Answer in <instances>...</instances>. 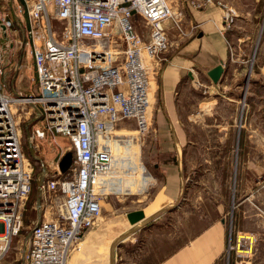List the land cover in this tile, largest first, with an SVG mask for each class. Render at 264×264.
<instances>
[{"label": "built area", "instance_id": "obj_1", "mask_svg": "<svg viewBox=\"0 0 264 264\" xmlns=\"http://www.w3.org/2000/svg\"><path fill=\"white\" fill-rule=\"evenodd\" d=\"M181 1L197 11L217 7L222 34L238 16L222 0ZM138 18L147 26L145 35L136 29ZM168 22L181 36L200 30L197 22L184 27L167 0H0V259L23 227L33 188L27 143L35 159L44 141L56 150L41 163L40 216L23 247L24 264H67L88 230L108 213L101 212L108 194L104 180L120 178L112 130L131 118L138 133L148 131L149 83L156 65L167 59ZM88 39L93 46L81 41ZM30 64L35 77L24 75ZM27 119L35 121L23 138L21 122ZM63 138L67 145L58 142ZM66 151H72V161L62 171L59 161ZM239 232L232 245L229 227L228 251L236 250Z\"/></svg>", "mask_w": 264, "mask_h": 264}, {"label": "crops", "instance_id": "obj_2", "mask_svg": "<svg viewBox=\"0 0 264 264\" xmlns=\"http://www.w3.org/2000/svg\"><path fill=\"white\" fill-rule=\"evenodd\" d=\"M222 1L238 11L225 34L218 29L214 6L187 8L184 27L192 21L200 25L194 36L178 35L168 22L171 46L152 81L157 176H140L135 192L122 179L111 185L128 196L114 204L103 201L101 212H108V218L88 230L82 248L70 254V264H221L232 203L238 225L248 217L259 224L264 61L250 70L246 59H264V34L258 36L264 0ZM218 63L223 72L213 82L208 70ZM250 74L253 84H247L245 100L241 82L245 75L248 82ZM124 158L126 163L116 158V169L135 168L130 157ZM134 209L145 216L132 224L126 214ZM0 264L24 263L6 254Z\"/></svg>", "mask_w": 264, "mask_h": 264}, {"label": "rangeland", "instance_id": "obj_3", "mask_svg": "<svg viewBox=\"0 0 264 264\" xmlns=\"http://www.w3.org/2000/svg\"><path fill=\"white\" fill-rule=\"evenodd\" d=\"M167 1L170 4V6L174 9L175 14L177 15V17H179L180 20H183V22H184V18H189V10L187 8H183L181 6L180 0H178V3H177V0H173L172 2L170 0H167ZM216 9H217V15L219 17L220 16L219 15L220 10H218L217 7H216ZM179 11H181L182 17L179 14ZM263 14H264V11H263ZM188 22H190V20H188ZM57 24L58 23H55V26H54L55 29H57V26H58ZM218 24H220V20H219ZM259 28H260V31L258 33V36L260 35V37H261L264 34V15H263L262 22L260 23ZM136 29L142 35H145L147 33V26L145 25L144 21L141 18H138L136 21ZM196 34H198V33L195 32V33L191 34L190 36H194ZM58 35L60 36L61 33L58 32ZM173 38H176V37L173 36ZM169 46H171V41H170ZM117 48H118V50H121L123 48V44L118 43ZM113 54H114V50H113ZM117 54H119V53L117 52ZM111 57H112V55H111ZM246 60H247L246 63H247L250 70H251V68H255L257 65H260L264 61V59L263 58L260 59L258 57V55H250V57ZM27 74L35 77L33 67L31 64H30V69L27 68L24 75H27ZM153 74H154V72L152 73V76H151L152 81H153ZM246 75H245V77L242 78V82H241V84H243V86H242L243 90L242 91L244 92V90H245V93H246L247 84L251 85L250 87H252V84H253V80L251 79V76L253 77V74L249 75L250 77L248 79V82L246 81V79H247ZM18 76H19V73L16 74V78ZM13 77H14V73L10 72V77H8V78L11 80ZM14 81H16V79H14ZM26 82L27 81L25 80V78H23L21 83H20V87H22V90L25 89L24 84H26ZM34 82H35V80H34ZM12 85L16 86L15 82H13ZM32 86H34V85L32 84ZM245 95H246L245 100H247L250 94L246 93ZM154 106H155V104H154V100H153V86H152L151 105H150V111H149L150 112V125H149L148 131L145 132L144 134L138 133L136 131L135 121H134V119H131V118L119 120L114 125V128L112 130V137H111L110 142H111V146H112L115 158H117V160H120V163H126V159L124 157L128 156L135 163V168L128 169L127 172H125V170H118L117 169L118 171H116V174L119 175L120 180H121V176H122V178H123L122 183L124 181L127 182L126 178L131 179V180H129L130 182H128V183H131V187L134 188V190L137 189L134 177H137L138 173H140L141 178H142V176H146V175H148V176L150 175L153 177L157 176V173L155 172V166H154V163L156 161V159H155V146H156L155 135H156V125H157L155 114H154V111H155ZM34 121H35L34 119L33 120L27 119V120L21 122L23 138L27 134V130H28L30 124L33 123ZM117 137L118 138L119 137L124 138V140L123 139L120 141L114 140ZM58 138L60 139V137H58ZM58 142H60L63 145L68 144L67 139H65V138H63L61 141L58 140ZM26 146L30 147V145H28V143L25 144L24 148H26ZM42 146H43V150L41 148L40 150L36 151V156H38L39 158L36 157V159L34 161L35 176L37 173H39L42 170L41 163L43 162L42 161L43 158L46 159V158L50 157L51 155H53V153L56 150V145H53L51 141H48V142L44 141ZM53 146H55V147H53ZM53 148H54V150H53ZM29 149L31 150V148H29ZM40 158H41V160H40ZM141 167H143L146 171L141 170ZM107 177H109V176H107ZM109 178H111V177H109ZM132 179L134 180V182L132 181ZM111 181L116 182L115 186L119 182V180H115L114 178H112ZM34 182H35V178H34ZM263 182H264V176H262L260 178V182H259L260 189H264V183ZM147 189H148V187H147ZM112 190L113 189L107 190L108 194L106 195L105 200L108 201L110 199L113 204H114L115 200H116V202H119L117 200V198H119L121 201H124L123 199H125L129 194V193L126 194L123 190H121L120 187L115 188L114 191H112ZM126 191H129V189H126ZM144 192L145 191H143V193ZM38 198H39V193L37 192L36 182H35L32 190L30 192V195H29V197L25 203V210H24V216H23V227H22L21 231L14 237V240L11 243V247H10L9 251L7 253H5V255L8 254L10 256H14V257H18L19 259H22L21 254H22L24 245H27V238L29 236L32 223L35 222L40 216V214L38 213V209H37L38 208V206H37V199ZM156 207H154L155 209L151 208L150 211H154V210L156 211L157 210ZM251 207H254V206L251 205ZM259 208H260V213H261V219L259 221V224L257 223V220H253L252 217H248V218H245L243 220L244 225H243V223H241V225H238L237 220H236V202L232 203V206L230 207L229 213L227 214L229 216L228 218L230 221L229 226H231V228H232L230 243L232 245L233 244L235 245V232H237V231H240L238 233V237L240 235L250 236L251 237V240H250L251 243H248V244L246 243V246H244V247L247 250L244 252L240 251L239 248H237V246H236V250L230 249L228 251V249H227L228 247L226 245V250L224 251V254L222 255V258H221V264H264V194L262 195V202L259 204ZM248 209H249L248 211H250V212L252 211V208H248ZM254 209L257 210L256 207H254ZM106 216H108V215H105L102 219L98 220L94 225H96L100 221H104L105 219H107L108 217H106ZM243 231H247L249 233H246ZM228 241H229V239H228ZM83 243H84V239H82L80 244L77 246V250L82 248ZM238 247H239V243H238ZM249 247H250V249H248ZM67 264H68V261H67Z\"/></svg>", "mask_w": 264, "mask_h": 264}, {"label": "water", "instance_id": "obj_4", "mask_svg": "<svg viewBox=\"0 0 264 264\" xmlns=\"http://www.w3.org/2000/svg\"><path fill=\"white\" fill-rule=\"evenodd\" d=\"M222 72H223V66L221 63H218L217 65H214L212 68L208 70V75L210 76L213 82H217L220 80V76ZM71 161H72V151H66L59 161L60 169L62 171H65L69 167ZM43 178H44V169H42L35 176L36 189L38 193L40 191V185L43 181ZM38 204H39V198L37 199V205ZM126 215L128 217V220L132 224H135L145 216L144 211L142 209L131 210L127 212Z\"/></svg>", "mask_w": 264, "mask_h": 264}, {"label": "bare ground", "instance_id": "obj_5", "mask_svg": "<svg viewBox=\"0 0 264 264\" xmlns=\"http://www.w3.org/2000/svg\"><path fill=\"white\" fill-rule=\"evenodd\" d=\"M82 41V43H85V44H87V46H88V44L90 43V46H93V43H94V40H92V39H88V40H81ZM106 41H108V39H106ZM117 53H116V55L114 56L115 57V59H117ZM149 86H150V90H151V93H152V79L150 80V83H149ZM136 143V142H135ZM123 152V151H122ZM120 153V152H119ZM118 153V154H119ZM141 170H145L143 167H141ZM138 173V172H137ZM126 174V173H125ZM124 175V174H123ZM129 175V174H128ZM136 175V174H135ZM140 177V173H138V175H137V177H134V180L136 181V179H138ZM126 178V177H125ZM131 178V177H130ZM115 180H120V178L118 179H116V178H114ZM121 179H123L122 178V176H121ZM127 179V183L128 182H130L129 180H131V179H128V178H126ZM125 179V180H126ZM133 179H132V181H134ZM105 181V185H104V190H108V189H114L111 185L114 183V182H112L111 180L110 181H108L107 179H105L104 180ZM125 182V181H124ZM123 182V183H124ZM101 184H103V183H101ZM125 184V183H124ZM136 184H137V181H136ZM126 185V184H125ZM143 185L144 186H147L148 185V182L147 181H145V182H143ZM141 187L142 188H144L142 185H141ZM137 188V187H136ZM135 188V189H136ZM102 189H103V187H102ZM122 189V188H121ZM137 190V189H136ZM136 190H134V188H130V192H135ZM144 190V189H143ZM103 201L104 200H102L101 201V209H102V203H103ZM82 239H84V238H82ZM238 240H239V247H238V245H237V248H239V250L240 251H246L247 249H245V247L244 246H242L241 245V241L242 240H244L245 241V243H251V237L250 236H248V235H240L239 237H238ZM250 241V242H249ZM248 249H250V247L248 248ZM70 259L68 260V264H70Z\"/></svg>", "mask_w": 264, "mask_h": 264}, {"label": "trees", "instance_id": "obj_6", "mask_svg": "<svg viewBox=\"0 0 264 264\" xmlns=\"http://www.w3.org/2000/svg\"><path fill=\"white\" fill-rule=\"evenodd\" d=\"M26 153L29 155V157L33 160V161H35V157L33 156V154L30 152V150H29V148L26 146ZM35 183V182H34ZM34 183H33V185H34Z\"/></svg>", "mask_w": 264, "mask_h": 264}]
</instances>
